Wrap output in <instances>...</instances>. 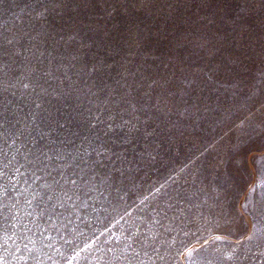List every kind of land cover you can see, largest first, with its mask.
Instances as JSON below:
<instances>
[{"label":"rangeland","instance_id":"1","mask_svg":"<svg viewBox=\"0 0 264 264\" xmlns=\"http://www.w3.org/2000/svg\"><path fill=\"white\" fill-rule=\"evenodd\" d=\"M0 264H264V0H0Z\"/></svg>","mask_w":264,"mask_h":264}]
</instances>
